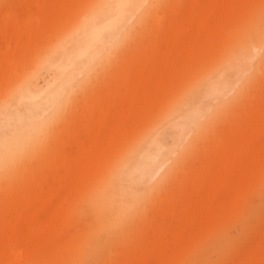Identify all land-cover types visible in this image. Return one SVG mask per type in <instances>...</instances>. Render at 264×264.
Instances as JSON below:
<instances>
[{"label":"bare ground","instance_id":"bare-ground-1","mask_svg":"<svg viewBox=\"0 0 264 264\" xmlns=\"http://www.w3.org/2000/svg\"><path fill=\"white\" fill-rule=\"evenodd\" d=\"M91 2L0 0V95L31 68L79 7ZM151 2L159 5L153 17L100 84L78 98L50 150L25 162L11 188L0 182V264H211L195 248L213 230H220L214 263L264 264L262 225L249 229L248 221L241 237L251 231V244L242 250L241 238L223 230L243 223L250 215L241 212L245 201L253 190L264 189V21L255 15L260 0ZM156 16H165L159 27ZM254 55L245 91L197 143L147 216L118 222L120 186L106 199L99 193L124 146L157 123L191 82L231 57L247 61ZM230 73L235 78L224 66L215 75L230 79ZM206 104L200 93L189 109ZM118 249L123 261L112 263Z\"/></svg>","mask_w":264,"mask_h":264},{"label":"clouds","instance_id":"clouds-1","mask_svg":"<svg viewBox=\"0 0 264 264\" xmlns=\"http://www.w3.org/2000/svg\"><path fill=\"white\" fill-rule=\"evenodd\" d=\"M158 7L151 0H92L80 6L35 56L31 68L0 95L4 189L13 186L25 162L38 161L50 150L78 98L100 84ZM255 15L264 21V0L256 6ZM165 16H156L154 27L162 25ZM259 52L253 49L254 54ZM255 59L256 55L247 61L234 56L225 61L220 67L235 73L231 80L215 75L220 67L209 70L164 108L157 123L124 146L102 177L99 193L100 199H106L109 190L120 186L118 222L147 216L170 180L193 157L197 143L245 91ZM200 93L208 103L189 109L190 99ZM162 130L170 136H162Z\"/></svg>","mask_w":264,"mask_h":264},{"label":"rangeland","instance_id":"rangeland-1","mask_svg":"<svg viewBox=\"0 0 264 264\" xmlns=\"http://www.w3.org/2000/svg\"><path fill=\"white\" fill-rule=\"evenodd\" d=\"M12 1L13 0H7L8 3L12 2ZM229 76H230V80L234 79L232 73H230ZM231 76H232V78H231ZM206 103H208V102L206 101ZM162 136L168 137V136H170V133L162 134ZM263 178H264V170H263L262 175H261V179H263ZM262 190H264V189L253 190L252 193L250 194V198L245 201L246 206H245V208L241 209V212L242 213L248 212L250 214L249 216L246 217V219H245L246 222L244 221L243 223H241L242 225L240 224V222L239 223L233 222V223H231V225H229L225 229H223L224 231H226L228 236L236 237V238L239 237L238 239L241 238L239 246H238V248L241 250L245 249L249 244H251V240L249 239V237L251 236L249 232H251V231L247 232V236L241 237V234H243L242 230L247 229L246 226L250 221L251 222L248 224L249 227L247 226L249 229L253 227L255 222H258L259 225H262L261 228L264 229V193H262ZM259 209H260V211H263L260 214L258 213ZM252 220H254V221H252ZM257 220H259V221H257ZM219 231L220 230H217V231L213 230V232L204 241L200 242L199 245H197V247L195 248L196 249L195 253L204 254L210 260V262H212L211 264H217V263H214L215 253H214V249H213V243H214V238L216 237V235L218 234ZM120 253L121 252L119 249L115 250L114 252L111 253L112 256H114L111 258L112 263L115 261H117V262L123 261V257H121ZM232 256H233L232 253L229 254L227 257L228 258L227 260H230L232 258Z\"/></svg>","mask_w":264,"mask_h":264}]
</instances>
